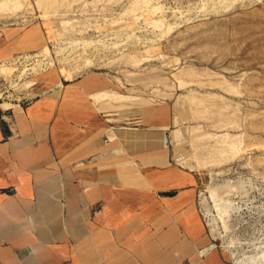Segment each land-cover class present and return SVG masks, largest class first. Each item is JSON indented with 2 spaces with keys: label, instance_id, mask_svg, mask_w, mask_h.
Segmentation results:
<instances>
[{
  "label": "rangeland",
  "instance_id": "rangeland-1",
  "mask_svg": "<svg viewBox=\"0 0 264 264\" xmlns=\"http://www.w3.org/2000/svg\"><path fill=\"white\" fill-rule=\"evenodd\" d=\"M230 2L101 0L92 10V0L78 4L66 0L65 6L71 10L66 15L63 9L47 13L42 0H0V119L47 92L78 88L87 80L96 82L92 85L101 91L90 95L97 108L103 100L128 99L131 102L122 104H135L137 112L125 108L108 115L111 123L119 125L114 131L121 127L155 133L162 143L166 135V150L174 165L190 170L195 177V210L211 244L198 253L199 264L214 250L223 264H264V155L257 156L256 162L262 164L259 170L246 157L248 160L233 163L229 171L216 173L196 168L187 144L184 164L173 152L180 141L188 142L195 128L182 126L177 116L178 99L185 95L178 86L187 82L182 71L190 67L198 73L207 71L235 87L238 77L244 75L264 81V0ZM204 19L212 33L222 36L220 50L226 57L220 66L216 53L206 61L197 60L192 57L195 41L185 45L176 39L185 24L198 26ZM168 32L172 34L167 38ZM159 34L165 36L159 38ZM128 54L136 67L132 61L121 60ZM227 101L237 106L240 114L248 113L254 102L251 98ZM121 117L126 120L120 122ZM200 132L206 134L208 129Z\"/></svg>",
  "mask_w": 264,
  "mask_h": 264
},
{
  "label": "crops",
  "instance_id": "crops-1",
  "mask_svg": "<svg viewBox=\"0 0 264 264\" xmlns=\"http://www.w3.org/2000/svg\"><path fill=\"white\" fill-rule=\"evenodd\" d=\"M92 83L0 119V264H199L194 175L157 134L114 131Z\"/></svg>",
  "mask_w": 264,
  "mask_h": 264
},
{
  "label": "bare ground",
  "instance_id": "bare-ground-1",
  "mask_svg": "<svg viewBox=\"0 0 264 264\" xmlns=\"http://www.w3.org/2000/svg\"><path fill=\"white\" fill-rule=\"evenodd\" d=\"M65 1L66 0H42V7L47 13L56 14L57 11L63 9V13L68 15L71 13V10L69 5L65 6ZM230 1L231 0H229V3H232ZM78 2L81 3V0H77V4ZM100 2L101 0H92V4L89 7H92L91 9L93 10ZM227 6H229V4ZM223 9L225 8H222V10ZM227 9L228 7L225 10ZM208 24L210 23L206 19L202 20L201 24L198 26L187 23L183 26L176 39L182 43L184 42L185 45L190 42V40H194L195 42L191 41L194 42L191 46L193 49L192 57H195L197 60L206 61V59H209L213 53H216L218 56L216 58L217 63H215L220 66L223 61L222 59L225 56V53L220 50L222 36L212 33L214 31H211L212 29H210ZM139 31L141 30L139 29ZM160 34L158 35L159 38H163L167 34L166 37L168 38L169 34L172 33L168 32L165 35ZM130 39L131 38H128L127 40L130 41ZM110 49L114 48L110 47ZM131 58V55L128 54L123 56L121 60L127 59L132 61V67H136L137 63ZM261 63L262 62H260V65ZM253 64H255L254 61ZM206 72H195L192 67L187 69V71L181 72L186 76L187 82H183L178 86V89H180L185 95L178 99L177 116L182 123V126H186L187 124L188 126L193 125L192 127L195 128H192L188 142L180 141L175 147L173 151L174 157L179 160L180 164H184L187 161V148L185 146V144H187L196 168H204L205 170L216 171V173H223L229 171L233 163L237 162V160L241 162L248 157L254 161V169L257 170L262 165L261 163L256 162V159H259L257 156L264 155V81L252 76V74L244 75L238 77L239 81L235 87V85L224 83L220 77L214 78L213 75ZM205 80L207 81L206 83ZM226 97L229 99L237 98L238 101L242 98H251L254 102L248 113L240 114L237 111V106L232 102L227 101ZM99 99L93 100L98 102L97 100ZM124 100L125 102L126 100L128 101V99L125 98L122 100H103L98 109L103 111V113L109 111L111 116L119 109L125 108H127L132 114L133 112H137L138 107L135 104V106L131 104H122ZM128 116L130 115H125L126 118ZM125 117H121V119L123 120ZM129 119L132 120L131 117H129ZM113 121H116V119ZM198 128L199 134L196 133ZM205 128L208 129V132L202 134L200 130ZM210 131L213 132L212 135L210 134ZM178 137V135H175V139H178ZM186 165L191 167L190 162L186 163ZM247 169H250V167ZM262 170H264V168Z\"/></svg>",
  "mask_w": 264,
  "mask_h": 264
},
{
  "label": "built area",
  "instance_id": "built-area-1",
  "mask_svg": "<svg viewBox=\"0 0 264 264\" xmlns=\"http://www.w3.org/2000/svg\"><path fill=\"white\" fill-rule=\"evenodd\" d=\"M5 105H7V104H5ZM9 117H10V116L5 115L4 117H2V120H4V121H9Z\"/></svg>",
  "mask_w": 264,
  "mask_h": 264
},
{
  "label": "water",
  "instance_id": "water-1",
  "mask_svg": "<svg viewBox=\"0 0 264 264\" xmlns=\"http://www.w3.org/2000/svg\"><path fill=\"white\" fill-rule=\"evenodd\" d=\"M164 144H165V146H168V139H167L166 135L164 136Z\"/></svg>",
  "mask_w": 264,
  "mask_h": 264
}]
</instances>
